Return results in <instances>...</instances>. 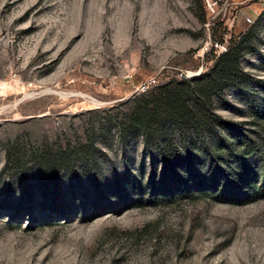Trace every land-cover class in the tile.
I'll return each instance as SVG.
<instances>
[{
  "label": "rangeland",
  "instance_id": "374dc122",
  "mask_svg": "<svg viewBox=\"0 0 264 264\" xmlns=\"http://www.w3.org/2000/svg\"><path fill=\"white\" fill-rule=\"evenodd\" d=\"M261 1L0 0V264H264ZM240 36L196 132L130 124Z\"/></svg>",
  "mask_w": 264,
  "mask_h": 264
},
{
  "label": "trees",
  "instance_id": "16d2710c",
  "mask_svg": "<svg viewBox=\"0 0 264 264\" xmlns=\"http://www.w3.org/2000/svg\"><path fill=\"white\" fill-rule=\"evenodd\" d=\"M220 41V40H219ZM241 36L233 43L224 46L218 51L212 63L202 72L191 77L171 78L165 82L153 85L139 95L138 101L134 104L129 113L130 124L143 133L147 139V131L155 129L154 120L156 113L163 116L160 119L170 120L173 123L187 122L196 132L198 118L195 115L201 113L200 107L211 108L212 96L221 91L224 86L239 87L236 79L242 75L239 68V56L242 50ZM190 93V104L185 102V96ZM178 125V124H177ZM155 144L159 151L166 157L170 141H167L164 134L157 132L154 136ZM167 158V157H166ZM264 186V177L260 186L250 184L249 189L256 191Z\"/></svg>",
  "mask_w": 264,
  "mask_h": 264
},
{
  "label": "built area",
  "instance_id": "2783aa9c",
  "mask_svg": "<svg viewBox=\"0 0 264 264\" xmlns=\"http://www.w3.org/2000/svg\"><path fill=\"white\" fill-rule=\"evenodd\" d=\"M261 5H262V7H264V0L261 1ZM141 86L144 87L143 84Z\"/></svg>",
  "mask_w": 264,
  "mask_h": 264
}]
</instances>
